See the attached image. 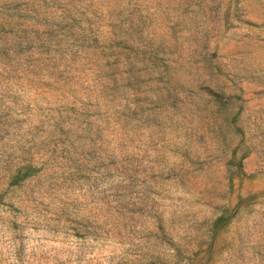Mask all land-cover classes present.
I'll return each mask as SVG.
<instances>
[{
  "label": "rangeland",
  "instance_id": "1",
  "mask_svg": "<svg viewBox=\"0 0 264 264\" xmlns=\"http://www.w3.org/2000/svg\"><path fill=\"white\" fill-rule=\"evenodd\" d=\"M0 264H264V0H0Z\"/></svg>",
  "mask_w": 264,
  "mask_h": 264
}]
</instances>
